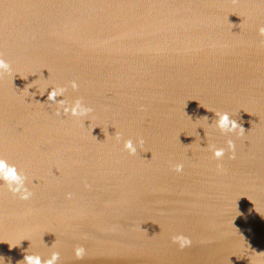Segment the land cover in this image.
Instances as JSON below:
<instances>
[{"label":"water","instance_id":"water-1","mask_svg":"<svg viewBox=\"0 0 264 264\" xmlns=\"http://www.w3.org/2000/svg\"><path fill=\"white\" fill-rule=\"evenodd\" d=\"M261 29L264 0H0V264H264Z\"/></svg>","mask_w":264,"mask_h":264},{"label":"clouds","instance_id":"clouds-1","mask_svg":"<svg viewBox=\"0 0 264 264\" xmlns=\"http://www.w3.org/2000/svg\"><path fill=\"white\" fill-rule=\"evenodd\" d=\"M261 32L264 33V29H261ZM7 67H8V65L2 59H0V68H7ZM54 96H55V92L49 93V99L54 98ZM219 123H220V126L222 128L227 127L229 124H231V128L232 129H236V128L239 127L240 135L244 136V131L245 130L243 129V127L239 126L235 121H229L226 115L221 118ZM230 149H231V151L234 154L235 146L230 144ZM214 155H215L216 158H220V157L223 156V152L222 151H216L214 153ZM231 158H234V155ZM182 170L183 169L181 167H179V166L174 169V171L177 172V173L182 172ZM0 178H3L5 181H8V182L18 181V177L16 175L15 168L14 167H8L5 164V162L2 161V160H0ZM15 191L16 190H13V192H15ZM21 199L22 200H27L28 196L26 195L24 197H21ZM175 240H179L181 249L190 246L191 243H192L190 239L185 238V237H175L174 241ZM82 253H83V249L82 248L81 249H77V253H76L77 258H81L82 257ZM260 255H264V253H262ZM2 260H3V258L0 257V261H2ZM24 264H39V260L38 259H34L32 257H27L26 256Z\"/></svg>","mask_w":264,"mask_h":264}]
</instances>
